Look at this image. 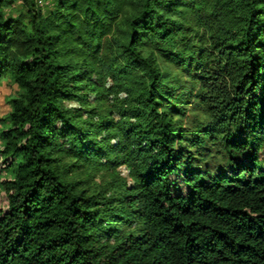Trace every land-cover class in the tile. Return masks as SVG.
Masks as SVG:
<instances>
[{
	"label": "trees",
	"instance_id": "obj_1",
	"mask_svg": "<svg viewBox=\"0 0 264 264\" xmlns=\"http://www.w3.org/2000/svg\"><path fill=\"white\" fill-rule=\"evenodd\" d=\"M0 0V264H264V0Z\"/></svg>",
	"mask_w": 264,
	"mask_h": 264
},
{
	"label": "rangeland",
	"instance_id": "obj_2",
	"mask_svg": "<svg viewBox=\"0 0 264 264\" xmlns=\"http://www.w3.org/2000/svg\"><path fill=\"white\" fill-rule=\"evenodd\" d=\"M41 8L44 12H48L54 8L53 0H39ZM21 10V2L17 0L15 5L5 9L7 15L13 14L14 16ZM19 87L11 79H3L0 81V120L10 113L11 107L9 105V99L14 96H18L20 93ZM8 123L3 121L0 123V150L3 149L2 133L8 129ZM7 162L0 157V209L7 208V200L5 193L2 190L1 183L4 180L11 179L13 176V170L7 167Z\"/></svg>",
	"mask_w": 264,
	"mask_h": 264
}]
</instances>
